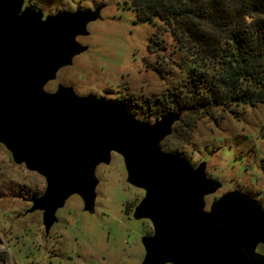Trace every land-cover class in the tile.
Returning a JSON list of instances; mask_svg holds the SVG:
<instances>
[{
  "label": "water",
  "instance_id": "95a60500",
  "mask_svg": "<svg viewBox=\"0 0 264 264\" xmlns=\"http://www.w3.org/2000/svg\"><path fill=\"white\" fill-rule=\"evenodd\" d=\"M107 9L45 12L29 0H0V146L46 182L16 220L40 215L48 237L74 195L82 214L97 213L98 169L117 155L127 182L144 191L131 217L153 229L140 235L139 264H264L262 201L209 177L207 159L192 165L162 149L189 106L139 119L64 80L94 56Z\"/></svg>",
  "mask_w": 264,
  "mask_h": 264
},
{
  "label": "rangeland",
  "instance_id": "374dc122",
  "mask_svg": "<svg viewBox=\"0 0 264 264\" xmlns=\"http://www.w3.org/2000/svg\"><path fill=\"white\" fill-rule=\"evenodd\" d=\"M29 3L45 12L108 7L109 21L99 25L93 37L94 56L79 61L63 77L79 93L127 103L140 119L149 115L146 106L158 105L154 98L181 89L180 83L196 71L168 25L158 18L139 20L129 0ZM190 119H195L192 128L169 137L165 147L178 149L194 164L207 159L210 176L251 192L264 205V103L217 108L212 115L193 114ZM97 174L103 181L98 212L82 214V202L74 195L59 214L65 223L46 237L40 215L16 220L28 205L22 199V185L45 188V180L14 164L0 146V264H138L143 255L140 235L148 232L150 222L128 219L121 211L125 202L137 204L144 191L127 182L120 156L115 155L112 164L99 168Z\"/></svg>",
  "mask_w": 264,
  "mask_h": 264
},
{
  "label": "trees",
  "instance_id": "16d2710c",
  "mask_svg": "<svg viewBox=\"0 0 264 264\" xmlns=\"http://www.w3.org/2000/svg\"><path fill=\"white\" fill-rule=\"evenodd\" d=\"M129 3L139 20L158 18L168 25L196 70L180 83L181 89L157 96L158 105L146 107L162 112L189 106L188 114L198 117L212 115L217 108L264 103V0ZM178 124L174 128L177 135L183 131ZM185 126L189 130L193 125ZM170 151L180 154L178 149Z\"/></svg>",
  "mask_w": 264,
  "mask_h": 264
},
{
  "label": "flooded vegetation",
  "instance_id": "af4514ba",
  "mask_svg": "<svg viewBox=\"0 0 264 264\" xmlns=\"http://www.w3.org/2000/svg\"><path fill=\"white\" fill-rule=\"evenodd\" d=\"M162 97V96H161ZM157 98V97H156ZM156 98H154V99H156ZM120 103V102H119ZM122 104H127V103H125V102H122ZM177 109H175V110H167V111H162V112H160V110L158 109V108H156V107H153V106H151V107H147V113L149 114L147 117H145L146 119H151L152 117H153V119L154 118H157V117H159L160 115H162V114H164V113H166V112H168V111H176ZM132 112H134L135 113V115L137 114V112H136V110H132ZM191 116H193L192 114L190 115V114H188V112L187 113H185V115L182 117V119H181V122L178 124L179 125V127H180V125H182L180 128L181 129H183V130H185V128H183V126L184 127H186L185 125H188V123H191L192 125H194V121H195V119L194 120H191L190 119V117ZM140 119V118H139ZM179 128V129H180ZM166 142V141H165ZM165 142H164V144H165ZM163 144V147H162V149L164 150V151H170V149H168V148H166L165 147V145ZM171 152V151H170ZM171 153H174V152H171ZM177 154V153H176ZM178 155H180V156H182V157H184V158H186L184 155H181V153L180 154H178ZM187 159V158H186ZM187 161H188V159H187ZM189 162V161H188ZM189 163H191L192 165H194V162L192 163V162H189ZM207 174H208V176L209 177H212V175L210 176V174L208 173V170H207ZM212 178H215V177H212ZM23 186V191H24V193H23V198L22 197H20V198H22L24 201L26 200V199H28V198H30V197H32V196H34V195H39V194H41L43 191H44V187H40L39 186V184H33V186L32 187H26L25 185H22ZM249 193H251V192H249ZM252 194V193H251ZM255 196V198H256V195H254ZM257 200H259V199H257ZM262 205H263V203H262ZM27 206V205H26ZM26 206H25V208H26ZM135 206H136V204H135V202L134 201H129V202H125L124 203V205H123V208H122V211H121V213H123V216H126L128 219H131L132 217V214H133V212L135 211ZM263 207H264V205H263ZM64 218V217H63ZM136 220V219H135ZM64 221V220H63ZM147 222V221H146ZM152 227L150 226V223H149V225H148V227H147V231L148 232H152ZM137 242V241H136ZM137 245H138V243H137ZM103 254V253H102ZM106 256V255H105ZM103 259L105 260V257L103 256ZM140 260V259H139ZM138 264H139V261H138Z\"/></svg>",
  "mask_w": 264,
  "mask_h": 264
}]
</instances>
